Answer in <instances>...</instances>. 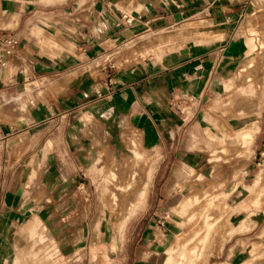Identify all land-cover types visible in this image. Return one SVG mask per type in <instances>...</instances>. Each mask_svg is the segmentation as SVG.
<instances>
[{"label": "rangeland", "instance_id": "rangeland-1", "mask_svg": "<svg viewBox=\"0 0 264 264\" xmlns=\"http://www.w3.org/2000/svg\"><path fill=\"white\" fill-rule=\"evenodd\" d=\"M10 1L20 8L19 1ZM2 2L0 29L14 28L18 15L7 16ZM240 9L228 19L187 14L171 26L145 24L134 31L133 40L105 55L107 70L168 56H212V81L169 99L175 109L174 130L168 134L181 141L167 144L166 156L157 148L148 151L136 129L126 130L125 149L118 156L99 161L96 175L75 177V184H86L88 191L76 188L75 199L65 201L68 195L55 203L46 189L50 176L42 174L44 156L31 157L19 166L15 205L7 206L10 184L4 171L17 166L15 154L36 143L0 142V264H163L169 253L173 262L221 264L229 249L234 254L227 264H264V127L257 133L264 124V0H249L248 8ZM130 10L123 16L129 17ZM31 29L37 37L48 34L34 24ZM249 38L256 43L250 52ZM63 50L76 53L65 41ZM47 81L23 83L21 107L1 112L0 133L25 118L36 94L57 93ZM249 122L259 129L251 143H244L242 123ZM7 155L12 156L8 161ZM161 160L167 171L155 177L157 190L147 201L151 172ZM140 193L144 197L137 203ZM252 221L256 225L250 230Z\"/></svg>", "mask_w": 264, "mask_h": 264}, {"label": "crops", "instance_id": "crops-1", "mask_svg": "<svg viewBox=\"0 0 264 264\" xmlns=\"http://www.w3.org/2000/svg\"><path fill=\"white\" fill-rule=\"evenodd\" d=\"M17 1L19 9L10 0L2 2L7 16L17 13L18 17L14 28L0 30L16 34L19 44L10 56L3 58L0 66V114L9 107H21L25 95L22 85L29 79H47L57 93L45 89L44 95L36 94L25 118L10 122V132L0 133L2 144L12 140L20 146L30 140L36 143L34 149L13 154L17 166L4 171L6 183L10 184L8 202L3 203L7 206L15 205L16 185H19L16 180L20 179L17 175H22L19 166L31 157L37 160L38 156L40 159L44 156L46 166L42 174L50 176L46 189L55 203L68 195L65 201L75 199L76 188L88 191L86 184H75V177L96 175L99 161L118 156L125 149L126 130L136 129L148 151L157 148L160 155L166 156L167 144L173 146L181 141L179 135L176 138V134H168L170 129L174 130L172 109H175L169 99L197 92L202 84L211 82L215 64L212 56L196 54L186 59L168 56L162 61L116 68L112 64L107 70L105 55L114 52L128 38L133 40L134 31L145 24L156 26L161 22L171 26L187 14L208 21L228 19L239 7L243 10L249 6V0ZM128 8L135 26L117 25ZM7 16L3 18L5 23ZM32 24L35 30L48 34L37 37ZM64 41L76 53L64 51ZM260 123L258 134L264 127ZM29 132H35L32 139L26 138ZM179 153L177 150L176 155ZM161 163L162 160L151 172L153 179L147 201L157 190L155 177L167 171V166L162 167ZM255 225L252 221L249 229ZM229 254L230 249L227 257Z\"/></svg>", "mask_w": 264, "mask_h": 264}, {"label": "bare ground", "instance_id": "bare-ground-1", "mask_svg": "<svg viewBox=\"0 0 264 264\" xmlns=\"http://www.w3.org/2000/svg\"><path fill=\"white\" fill-rule=\"evenodd\" d=\"M44 1H47V0H44ZM246 44H247V50H248V52L253 51L256 48V43H255V41L252 40V38L247 39L246 40ZM261 77H262V79H261L260 85H261V89H262L263 95H264V73H263V75ZM242 124H243V126H242V131H241L240 136H241V138H242V140H243L244 143H251L252 140L255 137V132L259 129V127H258L257 124H255V122H249L248 124L242 123ZM259 179H260V177L258 178L257 181H255L256 184L259 182ZM143 197H144V194L143 193H140L137 196V198H136L137 203H140L143 200ZM233 254H234V251L233 250H230V254L227 257L226 261L221 262V264H227L229 262V260H230V257ZM182 256H184L183 253H181V257ZM172 260L173 259H172L171 253H169V256L166 259H164L165 262L163 261V264H167L168 262H171L172 264H183V261L182 260H178L176 262H173ZM189 264H190V262H189Z\"/></svg>", "mask_w": 264, "mask_h": 264}, {"label": "built area", "instance_id": "built-area-1", "mask_svg": "<svg viewBox=\"0 0 264 264\" xmlns=\"http://www.w3.org/2000/svg\"><path fill=\"white\" fill-rule=\"evenodd\" d=\"M133 17L131 15L123 16L122 21L117 25H131ZM19 44V39L13 32L8 30H0V66L3 63V58L10 56Z\"/></svg>", "mask_w": 264, "mask_h": 264}]
</instances>
